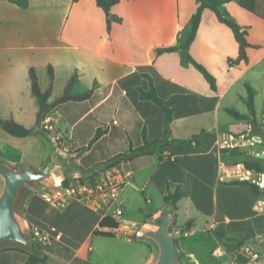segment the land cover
Instances as JSON below:
<instances>
[{
  "label": "crops",
  "instance_id": "1",
  "mask_svg": "<svg viewBox=\"0 0 264 264\" xmlns=\"http://www.w3.org/2000/svg\"><path fill=\"white\" fill-rule=\"evenodd\" d=\"M197 5V0H119L113 11L122 21L112 25L109 40L105 14L95 0H26L24 5L0 0V117L39 131L16 137L0 127V162L19 169L43 165L50 136L37 124L39 106L29 69L45 90L51 66L49 102L61 96L75 73L72 92L90 90L85 98L58 103L47 114L66 141L67 154L75 155L83 167L63 173L74 177L116 165L124 175L120 205L122 217L130 223L127 232L99 228L102 216L82 201L70 200L62 207L49 204L41 196L52 189L47 183L23 192L19 216L25 230L44 245H39L47 256L44 264H152L154 243L135 232L155 225L167 204L164 197L174 192L181 197L172 209L171 229L181 227L184 234L196 229L224 233L211 235L217 244L209 247V256L217 247L232 256L239 241L264 235V186L256 191L231 183L234 179L223 177L219 166L221 161L241 163L242 155L264 157L263 139L252 131V123L226 111L248 114L244 100L248 84L254 90V117L264 129V0H229L219 6L247 28L251 46L247 61L239 63H229L238 54L231 28L210 9L203 10L189 54L213 75L215 89L192 64L182 61L180 50L158 52L179 44ZM152 88L157 98L172 101L165 144L159 143L165 137L164 113L146 95ZM248 132L254 133L247 136ZM226 134L254 136L261 143L245 142L235 152L218 146V137ZM145 141L154 144L151 154L127 157ZM188 220L192 226L184 231L181 225ZM243 222L251 227L243 230ZM35 229L46 238L35 236ZM99 229L112 235L94 234ZM70 243L71 253L65 254ZM19 248L23 247L0 245V264H28V254ZM206 251H200V258L187 257V263L181 262L182 252L180 264H216L207 261Z\"/></svg>",
  "mask_w": 264,
  "mask_h": 264
},
{
  "label": "trees",
  "instance_id": "2",
  "mask_svg": "<svg viewBox=\"0 0 264 264\" xmlns=\"http://www.w3.org/2000/svg\"><path fill=\"white\" fill-rule=\"evenodd\" d=\"M16 2H19L20 4H25L26 0H13ZM77 0H73L75 2ZM229 0H197V7L195 12L190 18V28L189 31L179 37V44L177 46H169L159 49V53L161 52H169L174 50H180L181 59L184 63H190L192 64L203 76V78L210 84L212 89H215L216 81L213 75H211L203 65L198 63L195 59L192 58V56L189 54V46L193 39L195 38L202 12L205 8L210 9L213 11V13L216 15L217 19L226 24L228 27L231 28L233 31L234 37L238 43V54L235 59H229V63H239V62H245L247 61V54L246 50L248 47L251 46V44L247 41L246 35H247V28L240 27L237 23H235L229 16V13L227 11H221L219 9V6L222 5L225 2H228ZM238 3H241V0H236ZM119 2V0H95L96 5L101 8V10L105 14V23H106V36L109 40H111V31H112V25L114 23H119L122 21V18L117 15L113 8L114 6ZM48 74L50 76V83L47 89L42 90L39 86L38 79L36 72L33 68L29 69V77H30V84H31V90L33 95L36 98V101L39 106V111L37 113V124L40 126V122L42 119L49 113V111L58 103L67 101V100H78L85 98L89 93L90 90L85 91L84 93L80 94H74L72 92L73 86L77 81V74H73L70 76L68 81L65 84V87L63 89V92L61 96L53 99L51 102L48 101V98L51 95L52 92V84H53V71L51 66L48 68ZM246 97H245V103L247 105L248 114H241L235 109L227 108L226 111L235 119H244L249 120L250 123H252V131L258 130L261 127V124H258L254 115H255V107H254V90L253 88L246 84ZM146 95L151 98L158 106L162 109L164 113V123H165V137L163 140L159 141L161 144H165L166 137L168 134V124L172 119V101L171 100H163L156 97V92L152 88L146 93ZM0 127L7 132L8 134L16 137H25L32 135L34 133H37L39 131L35 130L34 128L26 127L15 120L11 118H2L0 117ZM43 132V129H40ZM196 135H193L191 137L195 138ZM153 145L152 143L144 142V144L136 149H131L130 153L127 154V157L131 158L134 156L139 155H147L151 154L153 152ZM232 150L239 151L240 149L234 148ZM237 154V153H234ZM240 154V153H239ZM243 159L241 163L249 169L254 172H262L264 170V157L262 158H255L251 159L248 155H242ZM237 163V162H235ZM72 178L70 176H64L61 180V184L63 186L70 183ZM231 183L236 184H242L247 185L256 191H259V186L255 183H252L249 180H240V179H234V181H231ZM181 195L178 192H174L172 194H168L164 197V202L171 204L173 209H176L177 207V201L180 199ZM118 226L117 221L112 217L111 215L103 216L99 222V228H110V229H116ZM184 229V231L190 230L192 226V220H188L185 223L181 225ZM210 233L216 235V236H223L224 233L221 230H209ZM94 234L101 235L104 237H110L112 233L110 231H104L102 229L95 230ZM247 239L241 240L238 242V245H242L244 242H246ZM36 251L31 252L29 250H25L23 248H19L22 251L26 252L28 254V264H44V262L47 260V256L45 254H39L40 253V247L37 244Z\"/></svg>",
  "mask_w": 264,
  "mask_h": 264
},
{
  "label": "built area",
  "instance_id": "3",
  "mask_svg": "<svg viewBox=\"0 0 264 264\" xmlns=\"http://www.w3.org/2000/svg\"><path fill=\"white\" fill-rule=\"evenodd\" d=\"M116 122V120H114ZM40 128L49 134L59 151L67 154L69 148L62 135L56 130L55 124L47 115L40 122ZM254 145L261 143L257 137L247 138L245 135L226 134L218 137L219 147L235 148L242 145ZM220 172L225 178L240 180H249L256 185L264 186V173H256L247 169L242 163L227 165L220 162ZM72 180L63 186L61 180L54 184L52 189L43 190L41 196L49 204L62 207L70 200H79L90 208L96 210L100 215H111L117 221L116 230L126 231L130 228V223L122 217V208L120 205V193L124 184V175L122 170L116 165H108L102 170L85 173L79 176L71 177ZM141 230L135 233L140 235ZM35 236L45 239L46 236L38 229L34 230ZM214 257L219 259L216 264H264V250L253 247L249 242L242 244L235 250L232 256H229L221 247L212 251Z\"/></svg>",
  "mask_w": 264,
  "mask_h": 264
},
{
  "label": "water",
  "instance_id": "4",
  "mask_svg": "<svg viewBox=\"0 0 264 264\" xmlns=\"http://www.w3.org/2000/svg\"><path fill=\"white\" fill-rule=\"evenodd\" d=\"M264 140V129L256 131ZM49 145L43 165L38 169H19L0 162V245L16 244L29 251L35 250L34 242L28 236L19 216V204L23 192L34 185L57 179L64 171H83L75 161V155L63 154L54 141L46 136ZM173 207L167 203L153 226H146L140 231L142 237L150 239L156 247V257L152 264H180L182 251L177 242L182 228L171 229ZM255 248L264 249V235L250 239Z\"/></svg>",
  "mask_w": 264,
  "mask_h": 264
},
{
  "label": "rangeland",
  "instance_id": "5",
  "mask_svg": "<svg viewBox=\"0 0 264 264\" xmlns=\"http://www.w3.org/2000/svg\"><path fill=\"white\" fill-rule=\"evenodd\" d=\"M256 131L257 130H255L254 132H256ZM254 132H248L246 135L247 136H251ZM263 145H264V140H263ZM255 147L259 148L260 146L256 145ZM63 175L64 176H68L70 174L63 173ZM62 176H60L58 178V180L61 179ZM54 182L55 181L50 180V181H48L46 183L49 185V187H54ZM46 183H44V184H46ZM56 183H58V181ZM174 226L175 225H173V227ZM250 227H251V223L250 222L241 223V228L243 230H246L247 228H250ZM26 232H27L28 236L30 237V239L34 242V245H35V250L34 251H36L37 244L44 247V245L41 242H38L37 240L32 238V236L28 233L27 230H26ZM211 235H212V233H210L209 230L203 232L201 230L196 229L192 234H184V232H182L178 236V245H179V247L181 248V250L183 252V256L181 258V262H182V259H183V261H185L187 263L188 262V260H187L188 258L187 257L200 258L199 254H200V251L202 249L207 250L206 251V255H208V259H207L208 262H210V263L218 262L219 261L218 258H215L214 256L213 257L209 256V252L211 251V248H209V247L214 246V244H217L215 242L216 238L211 237ZM73 245H74V243H70L69 245H67L63 252L65 254H70ZM260 249H263V248H260ZM39 254L41 255L42 252L40 251ZM201 260H203V259H201ZM189 264H199V263H197V261H193L192 263H189ZM202 264H206V263L203 262Z\"/></svg>",
  "mask_w": 264,
  "mask_h": 264
},
{
  "label": "bare ground",
  "instance_id": "6",
  "mask_svg": "<svg viewBox=\"0 0 264 264\" xmlns=\"http://www.w3.org/2000/svg\"><path fill=\"white\" fill-rule=\"evenodd\" d=\"M55 181H58V182H59L58 178H57V179H55Z\"/></svg>",
  "mask_w": 264,
  "mask_h": 264
}]
</instances>
